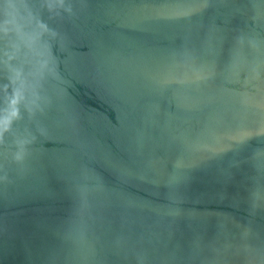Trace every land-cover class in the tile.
Returning a JSON list of instances; mask_svg holds the SVG:
<instances>
[{
  "label": "water",
  "instance_id": "95a60500",
  "mask_svg": "<svg viewBox=\"0 0 264 264\" xmlns=\"http://www.w3.org/2000/svg\"><path fill=\"white\" fill-rule=\"evenodd\" d=\"M0 264H264V0H0Z\"/></svg>",
  "mask_w": 264,
  "mask_h": 264
}]
</instances>
